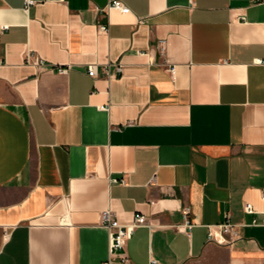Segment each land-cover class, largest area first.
<instances>
[{
  "label": "crops",
  "instance_id": "obj_1",
  "mask_svg": "<svg viewBox=\"0 0 264 264\" xmlns=\"http://www.w3.org/2000/svg\"><path fill=\"white\" fill-rule=\"evenodd\" d=\"M110 1L0 0V264H264V0Z\"/></svg>",
  "mask_w": 264,
  "mask_h": 264
},
{
  "label": "built area",
  "instance_id": "obj_2",
  "mask_svg": "<svg viewBox=\"0 0 264 264\" xmlns=\"http://www.w3.org/2000/svg\"><path fill=\"white\" fill-rule=\"evenodd\" d=\"M31 3L32 1H27V4H31ZM104 9L107 11L118 10L122 14H126L129 12V8L125 6L120 0H111L110 2H108L107 6ZM99 29L102 32L108 31L107 26H100ZM161 49H163V47H161ZM25 62L29 64H34L39 68L56 70L57 72L62 73V74L66 73L68 70V68L63 67V66L47 64L44 60L32 55L31 53L26 54ZM120 70H121L120 66L118 65L116 68V71L119 72ZM168 71L171 74V76H173L175 73V66L172 65ZM87 74L92 78H96L98 75L96 65L90 64L87 68ZM104 74L107 78L112 76L108 67L104 69ZM117 181L120 183H124L123 179H120ZM262 197L264 198V190L262 192ZM243 210L247 214L254 213L253 206L250 203H245L243 206ZM184 214H185V221H184L183 227L184 229H189L191 228L192 224L190 220L188 219V214H189L188 208L184 210ZM101 221L108 230L109 254L110 256H117L118 258L117 263H112L109 260H107L103 264H130V260L125 253L126 243L131 238L134 230L137 227L147 225L145 216L137 215L131 224L124 225V224H120L111 215L110 211L106 210L101 213ZM262 223L264 224V221ZM207 230H208L207 232L208 240L214 241L217 243L229 244L238 237L237 225L233 224L228 219V216L221 223H218L215 225H208ZM216 234H218L221 239L216 238L215 236ZM150 264H157V263L155 260H151Z\"/></svg>",
  "mask_w": 264,
  "mask_h": 264
}]
</instances>
